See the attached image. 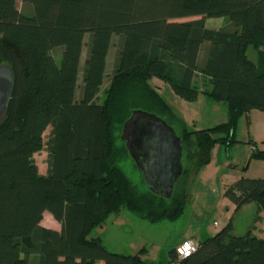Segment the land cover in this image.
<instances>
[{
	"label": "trees",
	"instance_id": "obj_1",
	"mask_svg": "<svg viewBox=\"0 0 264 264\" xmlns=\"http://www.w3.org/2000/svg\"><path fill=\"white\" fill-rule=\"evenodd\" d=\"M17 1L0 0V66L13 74L0 124V264H149L109 252L91 231L116 212L176 221L189 200L186 178L209 163L214 142L229 147L240 115L264 113V51L259 64L247 55L251 46L264 47V0H21L30 13ZM194 17L202 18L178 22ZM210 18L226 19L231 29H207ZM113 37L118 50L97 103ZM198 76L210 89L197 87ZM154 79L186 103L200 96L222 103L226 122L187 129L151 86ZM133 110L161 118L182 141L183 173L169 200L140 194L118 167L129 157L120 135ZM48 128V170L40 175L32 159ZM250 159L264 161V151ZM224 196L236 211L255 204L264 214V180L240 178ZM45 213L59 231L41 225ZM232 232L229 221L184 259L174 247L169 264H264V237Z\"/></svg>",
	"mask_w": 264,
	"mask_h": 264
},
{
	"label": "rangeland",
	"instance_id": "obj_2",
	"mask_svg": "<svg viewBox=\"0 0 264 264\" xmlns=\"http://www.w3.org/2000/svg\"><path fill=\"white\" fill-rule=\"evenodd\" d=\"M29 7L24 5L21 0L17 1V9L20 12L30 13L31 7ZM201 18H186L178 22H189ZM205 21L207 29L218 30L223 27L231 29V25L224 18H210ZM88 37L89 35H86L84 39L80 68H83L87 56ZM118 42L119 39L113 37L106 59L103 85L97 95V103H101L105 98L104 92L108 87ZM60 49L63 51V48ZM263 51L264 47L262 46L259 48L251 46L248 49V58L255 64H259ZM52 54L55 63L60 65V50L53 51ZM201 63L202 60H199V64ZM81 84L82 69H80L78 78L77 99L81 96ZM156 84L161 85L162 83L154 79L151 86L156 88L154 86ZM195 84L198 88L210 89L205 77L198 76ZM162 93L174 115L182 120L186 128L191 131L213 128L227 120L225 106L220 102L200 96L195 103H186L175 97L167 85L162 89ZM50 130L48 128L43 135L42 151L34 154L32 159L40 175H45L48 170L47 141ZM253 145L258 150L264 151V113L256 110L244 113L236 119L234 140L229 147H225L217 141L214 142L210 152V161L199 173L200 181L198 179L194 181L195 178L192 176L186 178L189 200L182 215L176 221L149 223L128 212H116L108 215L100 224L96 225L91 231L90 238L99 239L109 252L140 255V258L149 264H169L168 253L174 249L178 242L182 240H191L194 243L204 241L229 224L232 211L229 201L224 196L223 187L232 183V180L224 179L222 174L224 171L230 170L239 172L233 167H227L230 159L233 162L236 161L235 163H238V169H240ZM118 167L140 194L145 192L143 178L129 157H124L118 163ZM235 171L234 173H236ZM252 206L243 209L234 216L232 223L235 226L232 232L234 236H244L252 229L257 215L255 210L257 206L255 204ZM41 225L54 231L60 230V225L48 213L44 214Z\"/></svg>",
	"mask_w": 264,
	"mask_h": 264
},
{
	"label": "water",
	"instance_id": "obj_3",
	"mask_svg": "<svg viewBox=\"0 0 264 264\" xmlns=\"http://www.w3.org/2000/svg\"><path fill=\"white\" fill-rule=\"evenodd\" d=\"M12 88L10 68L0 66V124ZM120 141L141 174L146 190L162 199H171L183 173L182 141L174 129L152 113L133 110L122 126Z\"/></svg>",
	"mask_w": 264,
	"mask_h": 264
},
{
	"label": "crops",
	"instance_id": "obj_4",
	"mask_svg": "<svg viewBox=\"0 0 264 264\" xmlns=\"http://www.w3.org/2000/svg\"><path fill=\"white\" fill-rule=\"evenodd\" d=\"M152 81H151V84H152ZM154 86H156L158 92L163 95L162 89H164L166 87V85L162 83L161 85L156 84ZM252 148H254V149H252ZM254 150H258V149L256 147H254V146H251L250 147V151L248 152V154H247V156L245 158V161H244L243 165L240 167V169H238L239 168L238 163H235L236 161L233 162L232 159H230V161H232V162L229 161L227 167H229V168L233 167L234 169L239 170V172H236L235 170H230V171H224L223 172L222 177H224V179L232 180V183L227 184V185H225V187H223V192L224 193H225V191L227 190V188L229 186H231L234 182H236L240 178L264 180V161H258V160L250 159V155H251V153ZM229 158H231V157H229ZM234 171L236 173H234ZM199 173L195 177L194 181H196V179H198L200 181ZM229 205H230L231 211H232V217L229 219V221H231L232 223H233V220H234V216L236 214H238L241 211H243V209H246V208H249V207H253L252 206L253 204H248V205H245V206H243L242 208H240L239 210L236 211L234 205H232L230 202H229ZM255 210H256V214H257L256 218H255L256 221L254 222V225H253L252 229L250 230V232L255 237L261 239V238L264 237V214L263 213H258L257 207L255 208ZM233 227H235L234 224H233ZM55 231H57V230H55ZM183 241L184 240L178 242V244L175 245V248L178 247Z\"/></svg>",
	"mask_w": 264,
	"mask_h": 264
},
{
	"label": "built area",
	"instance_id": "obj_5",
	"mask_svg": "<svg viewBox=\"0 0 264 264\" xmlns=\"http://www.w3.org/2000/svg\"><path fill=\"white\" fill-rule=\"evenodd\" d=\"M195 251V243L191 240L183 241L177 248L176 254L179 259L189 257Z\"/></svg>",
	"mask_w": 264,
	"mask_h": 264
}]
</instances>
